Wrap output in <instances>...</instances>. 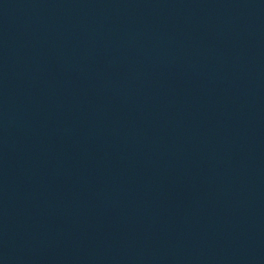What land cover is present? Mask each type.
I'll return each instance as SVG.
<instances>
[{"label": "water", "instance_id": "obj_1", "mask_svg": "<svg viewBox=\"0 0 264 264\" xmlns=\"http://www.w3.org/2000/svg\"><path fill=\"white\" fill-rule=\"evenodd\" d=\"M0 264H264V0H0Z\"/></svg>", "mask_w": 264, "mask_h": 264}]
</instances>
